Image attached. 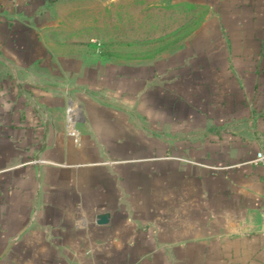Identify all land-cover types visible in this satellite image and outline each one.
I'll return each mask as SVG.
<instances>
[{"label": "crops", "instance_id": "1", "mask_svg": "<svg viewBox=\"0 0 264 264\" xmlns=\"http://www.w3.org/2000/svg\"><path fill=\"white\" fill-rule=\"evenodd\" d=\"M96 1L0 0V264H264V0L132 62Z\"/></svg>", "mask_w": 264, "mask_h": 264}, {"label": "rangeland", "instance_id": "2", "mask_svg": "<svg viewBox=\"0 0 264 264\" xmlns=\"http://www.w3.org/2000/svg\"><path fill=\"white\" fill-rule=\"evenodd\" d=\"M159 1L101 0L100 6L96 1L87 16V44L120 62L154 59L178 48L202 14L189 5L176 11Z\"/></svg>", "mask_w": 264, "mask_h": 264}, {"label": "built area", "instance_id": "3", "mask_svg": "<svg viewBox=\"0 0 264 264\" xmlns=\"http://www.w3.org/2000/svg\"><path fill=\"white\" fill-rule=\"evenodd\" d=\"M67 114L68 121L71 122L73 117V111L71 108L67 109ZM71 135H75L74 130H71ZM253 162L264 167V152L258 151L253 158Z\"/></svg>", "mask_w": 264, "mask_h": 264}, {"label": "water", "instance_id": "4", "mask_svg": "<svg viewBox=\"0 0 264 264\" xmlns=\"http://www.w3.org/2000/svg\"><path fill=\"white\" fill-rule=\"evenodd\" d=\"M107 220H108V214L107 213H103V214H100L98 216V222L99 223H105V222H107Z\"/></svg>", "mask_w": 264, "mask_h": 264}]
</instances>
